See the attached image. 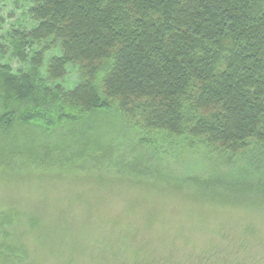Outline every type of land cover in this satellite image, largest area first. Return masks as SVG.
Here are the masks:
<instances>
[{
    "label": "rangeland",
    "instance_id": "obj_1",
    "mask_svg": "<svg viewBox=\"0 0 264 264\" xmlns=\"http://www.w3.org/2000/svg\"><path fill=\"white\" fill-rule=\"evenodd\" d=\"M7 109L0 264H264V156L231 162L115 108L53 126Z\"/></svg>",
    "mask_w": 264,
    "mask_h": 264
},
{
    "label": "trees",
    "instance_id": "obj_2",
    "mask_svg": "<svg viewBox=\"0 0 264 264\" xmlns=\"http://www.w3.org/2000/svg\"><path fill=\"white\" fill-rule=\"evenodd\" d=\"M0 95L7 123L115 108L139 130L258 161L264 0H0Z\"/></svg>",
    "mask_w": 264,
    "mask_h": 264
}]
</instances>
